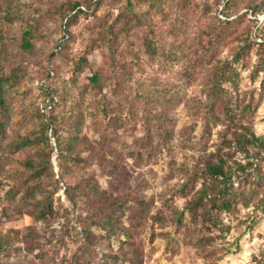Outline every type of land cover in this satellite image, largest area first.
Segmentation results:
<instances>
[{
  "label": "rangeland",
  "instance_id": "374dc122",
  "mask_svg": "<svg viewBox=\"0 0 264 264\" xmlns=\"http://www.w3.org/2000/svg\"><path fill=\"white\" fill-rule=\"evenodd\" d=\"M0 85V264H264V0H0Z\"/></svg>",
  "mask_w": 264,
  "mask_h": 264
},
{
  "label": "trees",
  "instance_id": "16d2710c",
  "mask_svg": "<svg viewBox=\"0 0 264 264\" xmlns=\"http://www.w3.org/2000/svg\"><path fill=\"white\" fill-rule=\"evenodd\" d=\"M29 33H25V45L30 46L28 40ZM240 52H237L230 63H236ZM226 65H229L228 61H224ZM231 74L236 75L234 69ZM224 73L217 71L214 75L215 83L227 81L224 77ZM94 83L97 82L96 77L91 79ZM1 91V85H0ZM219 90L214 91V96H219ZM0 106H3V100L0 98ZM214 110V106L211 104L209 111ZM207 112V115L211 114ZM215 116V115H214ZM210 117V116H209ZM210 120L204 122V126L208 127ZM2 124L0 122V130ZM232 140L228 141V147H233L236 151L244 153L245 156H253V154L264 153V138L257 136L249 127H243L240 132H234ZM25 142H31V139H26ZM60 152L61 149H60ZM242 165H238L236 170L228 165L227 161L223 157H216L214 160H207L203 163L202 173L205 176L202 186L195 192L194 200L188 205L190 211L202 208L200 216V223L207 228H218L221 223L219 218L220 212H229L234 203H236V189L233 186V177L236 171L241 169ZM198 174V172H195ZM183 186H186L184 184ZM72 189H78L75 186H68L65 193L69 200L74 202V196L70 194ZM184 189V187H183ZM44 214V213H43Z\"/></svg>",
  "mask_w": 264,
  "mask_h": 264
}]
</instances>
